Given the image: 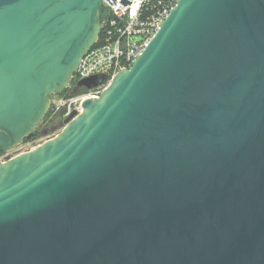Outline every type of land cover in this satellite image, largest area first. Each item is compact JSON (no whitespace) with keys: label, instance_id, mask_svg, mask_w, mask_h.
Listing matches in <instances>:
<instances>
[{"label":"water","instance_id":"water-1","mask_svg":"<svg viewBox=\"0 0 264 264\" xmlns=\"http://www.w3.org/2000/svg\"><path fill=\"white\" fill-rule=\"evenodd\" d=\"M106 1L0 0V152L69 87ZM64 123L0 159V264H264V0H177Z\"/></svg>","mask_w":264,"mask_h":264},{"label":"built area","instance_id":"built-area-1","mask_svg":"<svg viewBox=\"0 0 264 264\" xmlns=\"http://www.w3.org/2000/svg\"><path fill=\"white\" fill-rule=\"evenodd\" d=\"M106 3L102 31L82 59L74 78L76 83L97 74H105L107 79L83 93L56 96L58 99L52 103L64 110L65 118L73 111L81 112L85 99L98 97L119 70L133 64L151 42L161 22L176 6L177 0H129L127 3L108 0Z\"/></svg>","mask_w":264,"mask_h":264},{"label":"rangeland","instance_id":"rangeland-1","mask_svg":"<svg viewBox=\"0 0 264 264\" xmlns=\"http://www.w3.org/2000/svg\"><path fill=\"white\" fill-rule=\"evenodd\" d=\"M76 80V79H75ZM87 87H79L77 90H74L72 86L67 89V92L64 95H69L70 92L75 93H83L85 92ZM59 96V95H58ZM58 99V97L53 96V100ZM51 102L50 106V115L40 123L39 127L35 131V135L31 139H25L22 143L17 145L15 148L0 152V159H8L9 157H13L21 152H24L28 149L34 148L41 141L51 137L55 134H58L65 126V116L64 110L58 109L55 107L54 103Z\"/></svg>","mask_w":264,"mask_h":264},{"label":"trees","instance_id":"trees-1","mask_svg":"<svg viewBox=\"0 0 264 264\" xmlns=\"http://www.w3.org/2000/svg\"><path fill=\"white\" fill-rule=\"evenodd\" d=\"M72 84H73V85L76 84V80H75V78H73ZM67 89H68V88H67ZM67 89H66L62 94H65V93L67 92ZM62 94H60V95H62ZM49 115H50V110L48 111L46 117H48ZM46 117H45V118H46Z\"/></svg>","mask_w":264,"mask_h":264},{"label":"flooded vegetation","instance_id":"flooded-vegetation-1","mask_svg":"<svg viewBox=\"0 0 264 264\" xmlns=\"http://www.w3.org/2000/svg\"><path fill=\"white\" fill-rule=\"evenodd\" d=\"M72 81H73V79H72ZM72 81H71V83H70L69 87H70V86H72V88H73L74 90H76V88H77V86H76V85H77V83H76L75 85H73V84H72Z\"/></svg>","mask_w":264,"mask_h":264}]
</instances>
